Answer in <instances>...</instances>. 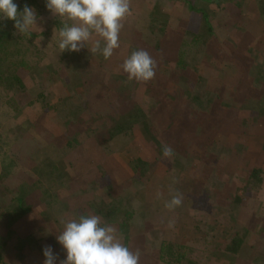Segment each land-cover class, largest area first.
Returning <instances> with one entry per match:
<instances>
[{
	"label": "rangeland",
	"instance_id": "obj_1",
	"mask_svg": "<svg viewBox=\"0 0 264 264\" xmlns=\"http://www.w3.org/2000/svg\"><path fill=\"white\" fill-rule=\"evenodd\" d=\"M157 1L160 0H154ZM263 10L256 12L248 20L241 21V26H238L237 39L240 38L241 41L239 50L235 52L247 57L248 62L239 74L240 87L235 81L230 84L232 87L227 84L225 89L232 91L231 94L242 101L239 103L241 108L244 107L242 111L238 107L233 110L236 114L234 120L241 122L244 118L243 122L247 120V123L242 128L234 126L232 134L237 137L231 140L236 143L232 145L230 141L227 146L220 142L210 144L207 134H212L214 138L218 136V139L225 134L223 132L227 128L223 127V108L220 106L231 108L232 102L226 100L224 103L222 97H219L214 103L220 108L214 110L216 104L209 102L205 112L203 107L206 97L202 89L191 80L193 73L189 75L175 69L163 70L155 79L156 87L149 96L155 109L152 110L148 123L137 125L127 135H118L105 144L94 141L88 143L85 154L90 157L92 165L84 164V167H80L83 162H78L80 160H76L73 151L66 148L62 136L66 135L68 138L70 131L75 130L68 123L69 108L82 106L90 98V94L83 91L79 84V76L86 71L81 72L78 68L95 64V59H100L101 55L99 52L92 54L89 49L85 50L84 55L78 59V65L72 66L68 78L71 88L64 95L60 90L65 78L53 81L57 83L55 85L51 78L53 72L48 70L50 64L58 59L52 54L59 40V29L50 23L49 35L37 37L31 43L16 47L17 52L20 51V58L31 69L27 81L31 83L30 79L33 78V83L36 84L35 87L32 86L34 90L48 91L51 106L67 101L61 109L39 105L33 110V114L22 100L12 98L0 88V166L14 180L23 181L31 187L37 186L36 191L34 190L36 205L46 220L54 224L52 226L56 236L64 228L61 220L86 216L82 209L89 203L95 207L96 202H99L106 186L96 180L95 175L91 177L92 172L111 160L114 168L123 174V187L127 189L132 186L135 175L133 163L140 158L149 162L152 169L144 187L139 188L140 209L144 214H137L132 221L128 242L132 251H140L139 264H167L159 259V250L164 242L186 247L187 262L183 264H255L250 261L251 258L243 261L245 252L250 251L248 246L254 247L249 253L250 257L251 253L259 252L261 256L257 259V264H264V175L261 183L252 177L254 166L262 164L263 168L264 162V131L260 129L262 123L257 121L264 119ZM46 19L48 18L42 19V24H46ZM60 20L72 23L67 18ZM195 21L197 20L193 21L192 26L194 29L197 26ZM145 36V27L141 22L129 42L127 57L134 51L142 50ZM95 39L100 38L94 35L93 40ZM215 54L210 49H203L192 64L204 66L206 73L214 72L215 76L218 67H224L227 71V62L230 64L237 58L234 54L232 58H225L221 50ZM75 59L76 57L71 56V60ZM64 72L62 70L61 74ZM233 73L238 76L236 71ZM260 78L262 81L257 83L256 80ZM145 88L142 87V90ZM237 93L239 96H236ZM101 106L95 104L93 107L97 117L93 124L95 128H101L106 122L102 119V114L110 109L103 107V103ZM256 125L258 132L253 131ZM187 133L190 134L188 138L185 136ZM59 142L63 144L60 145ZM166 144L174 150L170 159L163 156ZM251 154H254L253 157ZM8 159L13 160V166L5 165ZM110 181L113 183V177ZM166 185L169 188L176 187L175 190L183 194L182 206L174 212H169L164 207L165 202L171 199ZM159 186H162L163 192L168 193V197L157 198ZM147 191L150 192L149 195ZM173 218L175 226L169 228L168 221ZM0 232L5 239L7 232ZM40 234L48 239L57 259H62L63 252L60 255L58 251H63V246L54 239L53 234L49 235L50 230L45 229ZM239 239L243 241V249L240 255L232 254L229 248L233 242H239ZM2 249L7 254L5 264H9L12 258H18L22 253V244L21 249L14 242L1 244L0 250ZM35 255L37 263L44 264L46 258L43 252L38 251ZM56 264H60V261L56 260Z\"/></svg>",
	"mask_w": 264,
	"mask_h": 264
},
{
	"label": "trees",
	"instance_id": "obj_2",
	"mask_svg": "<svg viewBox=\"0 0 264 264\" xmlns=\"http://www.w3.org/2000/svg\"><path fill=\"white\" fill-rule=\"evenodd\" d=\"M250 1L160 0L154 2V0H131L132 14L124 21V27L120 33L119 48L115 49L113 55L107 60L99 52L101 58H96L95 64L78 68L81 72L86 71V73H82V76H79L81 79L79 84L83 91L90 94V98L85 100L82 106L80 105L81 107L71 106L69 108L68 123L75 130L70 131V137L68 138H66V135L62 136V140L66 148L73 151L76 160L83 162L80 167H84V164L92 165L90 157L85 154L88 143L94 141L105 144L106 141L118 135H127L137 125L148 123L149 116L152 110L155 109L149 96H151L153 88L156 87L155 79L158 75H161L160 73L163 70L172 71V69H175L189 75L193 73V79L191 78V80L202 89L206 97V103L203 107L205 112L208 103L216 102L219 97H222L224 103H226V100L232 102L231 108L230 106H220L223 108L221 112L223 114V127L227 128L223 132L225 134L220 135L219 139L218 136L214 138L212 134H207V138L210 144L220 142L227 146L230 141L232 145L236 143L231 140L237 137L232 134L234 126L242 128L247 120L245 122H243L244 118L241 119V122L234 120L236 114L233 110L238 107V110L242 111L244 107L241 108L239 103L242 101L233 96L232 91H226L225 86L236 81L238 88L240 87L241 76L239 74L244 70V67L246 68L248 62L247 57L238 55V52H235L237 49L239 50L238 47L241 41L240 38L237 39L239 35L238 26H241L239 23L248 20L256 12L264 9V0ZM13 2L18 5V11L21 12L25 4L33 7L37 13L38 27H34L30 35H21L14 27V21L0 19V88L11 95L12 98L22 100L33 114H35L33 110L39 105L45 108L61 109L67 100L61 104L51 106L49 92L34 90L33 87L36 84L33 83L32 77L30 79L31 83L27 81L31 69L20 58V51L17 52V48L23 44L33 42L37 37L49 35L50 23H53L54 27L59 30L64 23L60 20L61 18L58 19V16H53L46 8V0H13ZM44 18H48L45 25L42 24ZM193 19L197 20L195 21L197 23L196 29L192 28L194 26ZM141 22L144 24L146 31V36L141 45L142 50L147 51L157 63L155 78L146 83L129 80L128 74L122 69L124 60L128 58L126 54L130 45L129 42L132 41L136 28ZM58 41L52 54L58 59L50 64L48 70L53 72L51 74L53 80H51L55 85L57 83L53 81H58V78H65L66 81L61 84L63 88L60 90V93L65 95L69 93V88H71L68 78L72 66L78 65V59L84 55L85 50L88 48L84 47L79 52L64 51L60 53ZM91 44L92 41H89L87 46L90 47ZM203 49H210L212 54L221 50L225 58H232L233 54L237 58L230 64L226 61L229 65L227 71L224 67L223 69L218 67L214 76V72L206 73L207 70L204 66L192 64V61L197 58V54L202 52ZM217 55L215 54V56ZM71 56L76 57V59L71 60ZM62 70H65L63 74H61ZM247 70L249 69L247 68ZM235 71L238 74L237 77L233 73ZM210 73L212 75H209ZM256 81L258 83L262 80L260 78ZM230 86L232 87V85ZM142 87H146L145 90H142ZM236 96H239V93ZM102 103L103 107H109L110 109L109 111L105 110L102 114L104 115L102 119L106 122L102 124L101 128H95L93 124H95L97 117L93 107L95 104L101 106ZM214 106H216L214 110L220 108L218 104ZM257 121L262 123L260 129L264 131V119H258ZM257 125L253 129L255 132L259 131L256 129ZM185 136L188 138L190 134L187 133ZM59 143L60 145L63 144L62 142ZM253 155L251 154L252 157ZM5 165L7 167L13 166V160L8 159ZM133 168L135 175L132 178V186L126 189L123 187V174L117 168H114L111 160L107 161L101 168L98 167L90 176L95 175V179L105 183L104 186H106L102 190L99 202H96V206H99L94 207L93 204L89 203L82 209L86 216L90 214L98 215L108 225L116 227L117 231L122 234L123 243L127 247L130 246L128 242L131 237L132 221L135 220L137 214L140 216L144 214L143 210L140 209L142 205L139 198V188H143V185L146 184L152 166L149 165V162L137 158L133 163ZM0 170H3L0 172V231L7 232L5 239H3L4 235L0 232V246L1 244L7 245V243L14 242L19 244L21 249L22 244V253L18 258H12L9 264H38L35 253L38 251L43 252L45 246H50L48 239L44 238V235H41L40 232L48 229L50 230L49 235L52 236L53 234L54 239H57L54 234L55 231H53L54 224L46 220L36 205L34 193L37 186L33 185L31 187L23 181L14 180L3 169V166H0ZM252 173V177L261 183L264 175V162L263 168L262 164L261 166H254ZM111 177H113V183H110ZM165 188L169 187L166 185ZM159 191L162 193V197H168V193L163 192L162 186H159ZM149 193L147 191L148 195ZM134 201H139L138 207H134ZM242 247L243 241L239 239V242L232 243L229 250L232 254L240 255ZM247 248L250 251L254 250L253 246ZM186 250L185 246H175L174 243L164 242L159 250V259L165 263L167 262V264H183V262H187ZM250 251L245 252L243 261H249L248 258H251L250 261L257 264V259L260 258L261 254L254 252L251 253L252 257H250ZM61 252H63L62 259H57V262L66 259V250L63 248V251H58L60 255ZM55 255L57 254L55 253ZM6 257L5 250H0V264L6 263ZM19 259H21L20 262L17 261ZM235 263L238 262L235 261Z\"/></svg>",
	"mask_w": 264,
	"mask_h": 264
},
{
	"label": "clouds",
	"instance_id": "obj_3",
	"mask_svg": "<svg viewBox=\"0 0 264 264\" xmlns=\"http://www.w3.org/2000/svg\"><path fill=\"white\" fill-rule=\"evenodd\" d=\"M46 8L53 16L72 22L64 23L59 30L60 53L79 52L87 47L92 54L100 52L106 60L119 48L124 21L132 14L131 0H46ZM0 19L14 21V27L21 35H30L31 30L38 27L36 10L25 4L23 11H18V5L13 0H0ZM94 35L100 39L93 40ZM89 41H92L90 48L87 46ZM156 68V61L145 50L132 52L122 64L129 80L145 83L155 78ZM173 155V148L164 145L163 156L170 159ZM169 193L171 199L165 202L164 207L174 212L182 206L183 194L171 187ZM161 195L157 191V198ZM133 204L138 207L139 201ZM175 222L174 218L169 219L167 226L173 228ZM61 223L64 228L57 235V241L66 250L67 256L60 264H139L140 251H132L125 246L122 234L100 216L81 215L78 219L61 220ZM43 255L46 258L44 264H56L57 256L51 246H45Z\"/></svg>",
	"mask_w": 264,
	"mask_h": 264
}]
</instances>
